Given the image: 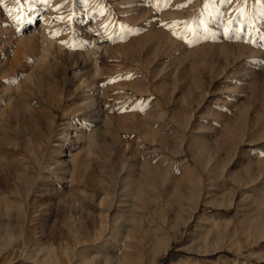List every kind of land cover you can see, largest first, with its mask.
<instances>
[{"label": "rangeland", "instance_id": "374dc122", "mask_svg": "<svg viewBox=\"0 0 264 264\" xmlns=\"http://www.w3.org/2000/svg\"><path fill=\"white\" fill-rule=\"evenodd\" d=\"M0 221V264H264V0H3Z\"/></svg>", "mask_w": 264, "mask_h": 264}, {"label": "bare ground", "instance_id": "6f19581e", "mask_svg": "<svg viewBox=\"0 0 264 264\" xmlns=\"http://www.w3.org/2000/svg\"><path fill=\"white\" fill-rule=\"evenodd\" d=\"M42 26V25H41ZM42 28V27H41ZM40 31V30H39ZM32 38H30V40H31ZM34 39V38H33ZM32 41V40H31ZM32 43V42H31ZM42 44H44V46L46 45V43H42ZM33 47H32V46ZM41 45V44H40ZM39 45V46H40ZM47 45H48V43H47ZM30 46L32 47L31 48V53H33L34 51H35V47H34V45H33V43L32 44H30ZM42 46V45H41ZM40 46V47H41ZM43 47V46H42ZM30 49V48H29ZM38 48L36 47V50H37ZM33 51V52H32ZM35 53H36V51H35ZM89 54V53H88ZM234 133V132H233ZM237 133H238V131H237ZM233 136H236L237 137V134H234ZM234 138V137H233ZM239 138V137H238ZM234 140V139H233ZM194 158L196 159V161L198 162V163H200V165L202 166V170H204V171H208V168H209V162L211 161V159H209V160H205V159H201V160H199L198 158H196L195 156H194ZM200 166V167H201ZM56 167H58V166H56ZM179 175V174H178ZM190 176V175H189ZM179 177H180V175H179ZM195 178H196V176H195ZM181 180L179 181V191H180V193L184 196V197H186V198H194L195 197V195H196V188H195V184H194V181H193V178H190V177H182V178H180ZM196 180V179H195ZM197 182V181H196ZM131 184V183H130ZM199 184V183H198ZM177 188H178V186H177ZM138 189V188H137ZM178 190V189H177ZM143 191H144V189H143ZM140 192V191H139ZM142 192V191H141ZM181 195V196H182ZM180 196V195H179ZM67 220V219H66ZM100 222V231H102L103 233L107 230V228H108V224H107V221H105V220H101V221H99ZM2 221H0V226L2 225ZM69 224V223H68ZM261 227H263V229H262V233L264 234V225H261ZM124 228V227H123ZM117 231H121L120 230V227L119 228H117ZM153 232V231H152ZM120 234V233H119ZM154 234V233H153ZM156 235H157V231H156V233H155ZM125 235V234H124ZM146 235V234H145ZM151 235V234H150ZM9 236V235H8ZM113 236H114V233H113ZM117 237H119V236H116V238ZM148 237V236H147ZM154 237H156V236H152L151 238H153V241H154ZM3 238H4V236H3ZM12 239V238H11ZM11 239L9 240V242L11 241ZM149 240H151L152 241V239H149ZM8 242V241H7ZM117 242V241H116ZM119 243V242H118ZM122 245H124V244H122ZM134 255H136V254H134ZM45 258V257H44ZM132 262H134L133 260H127V263L128 264H132ZM50 263V262H49Z\"/></svg>", "mask_w": 264, "mask_h": 264}, {"label": "snow or ice", "instance_id": "6c2138e0", "mask_svg": "<svg viewBox=\"0 0 264 264\" xmlns=\"http://www.w3.org/2000/svg\"><path fill=\"white\" fill-rule=\"evenodd\" d=\"M0 3H3V0H0Z\"/></svg>", "mask_w": 264, "mask_h": 264}]
</instances>
